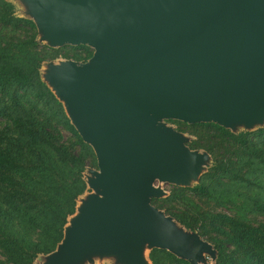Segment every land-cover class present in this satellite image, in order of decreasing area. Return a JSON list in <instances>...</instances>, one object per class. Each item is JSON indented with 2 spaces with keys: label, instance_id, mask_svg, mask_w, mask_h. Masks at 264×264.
Listing matches in <instances>:
<instances>
[{
  "label": "water",
  "instance_id": "obj_1",
  "mask_svg": "<svg viewBox=\"0 0 264 264\" xmlns=\"http://www.w3.org/2000/svg\"><path fill=\"white\" fill-rule=\"evenodd\" d=\"M37 1L59 47L95 50L83 66L65 61L56 79L96 154L90 182L100 190L77 205L62 249L44 264H73L96 251L146 264L144 243L196 264L187 248L205 245L176 233V220L152 198L163 194L156 180L188 172L198 153L159 121L228 127L264 106V0Z\"/></svg>",
  "mask_w": 264,
  "mask_h": 264
},
{
  "label": "trees",
  "instance_id": "obj_2",
  "mask_svg": "<svg viewBox=\"0 0 264 264\" xmlns=\"http://www.w3.org/2000/svg\"><path fill=\"white\" fill-rule=\"evenodd\" d=\"M38 35L33 20L18 17L13 3L0 0V264H35L57 250L79 198L88 191L85 173L98 161L41 74L46 61L87 62L94 53L85 45H42ZM170 121L191 137V150L211 156V174L250 183L248 175L264 173V127L236 133L214 122ZM215 195L201 182L174 186L152 204L211 244L216 264H264V226L201 209L192 199ZM233 195L226 197L229 208L245 204ZM249 204L264 213V199L251 198ZM149 258L152 264H193L160 248Z\"/></svg>",
  "mask_w": 264,
  "mask_h": 264
},
{
  "label": "rangeland",
  "instance_id": "obj_3",
  "mask_svg": "<svg viewBox=\"0 0 264 264\" xmlns=\"http://www.w3.org/2000/svg\"><path fill=\"white\" fill-rule=\"evenodd\" d=\"M15 6V13L18 17H23L27 19L33 20L38 29V41L42 45H48L50 47L59 46L56 42L48 37V33L45 32V27L43 25V18L42 13L43 9H41L37 0H8ZM88 47V46H87ZM90 50L93 51L94 49L89 47ZM65 61H72L75 62L79 66H83L84 64L88 63L83 61H74L68 60L64 57H59L55 60L46 61L43 63L41 68V74L43 79L47 82L49 87L53 90L56 94L58 99L63 103L65 111L68 115L69 112V105L67 101L62 97V94L59 89V83L56 79V75L58 73V68L65 62ZM159 124L173 130L177 137L187 145V143L191 140V137L188 134L181 133L177 131L178 125L170 120H161ZM225 124L234 132L239 133L242 131H256L260 128L264 127V106H261L257 110V114L253 115L251 118L248 117H232ZM198 156L193 158L190 162L189 171L183 173L177 178H172L169 180L161 181L156 180L154 183V187L160 191H162L161 197H167L170 194V191L173 189L174 186H181V187H193L198 183L206 182L209 184L210 187L216 191L215 197L210 200L200 198V197H192L194 203L199 206L201 209L208 210V211H224L229 214H233L244 218L255 225H262L264 226V213L262 212H255L249 204V199L251 198H259L264 199V173L257 172L254 173L252 177H249L251 180L250 183H236L230 181L227 178L222 177L221 175L211 174V170L214 167L213 159L210 155H208L204 151H196ZM99 171L98 161L94 167H89L85 173V179L88 185V191L79 198L78 200V209L84 207L92 196L100 195V190L96 189L92 186L91 180L95 178V173ZM205 179L206 175H209ZM229 194H235L239 200H245V204L238 208H229L230 204L226 202L227 196ZM77 209L76 214L79 216V211ZM76 216L70 217L69 222L66 226L67 228L73 227V221ZM172 229L178 234H185L189 237L199 239L205 246L202 249H198L195 247L187 248L194 256V262L196 264H216L214 263L212 257L214 256L215 252L211 244L205 242L204 239L198 237L196 234L188 231L185 227L181 226L177 222L173 220L171 224ZM65 237H67L68 233L65 231ZM64 244V243H63ZM63 244L55 251V254L59 252ZM144 253L146 254L145 263L152 264L149 259L150 252L152 251V246L150 244L144 243ZM54 253L51 255H41L36 260L35 264H44L49 258H51ZM216 262V260H215ZM73 264H130L126 262L124 259L120 258L115 253L105 252V251H96L91 254L88 258H84L83 260L73 263Z\"/></svg>",
  "mask_w": 264,
  "mask_h": 264
},
{
  "label": "bare ground",
  "instance_id": "obj_4",
  "mask_svg": "<svg viewBox=\"0 0 264 264\" xmlns=\"http://www.w3.org/2000/svg\"><path fill=\"white\" fill-rule=\"evenodd\" d=\"M66 101H68L67 99H66ZM144 256L146 257V255L144 254Z\"/></svg>",
  "mask_w": 264,
  "mask_h": 264
}]
</instances>
